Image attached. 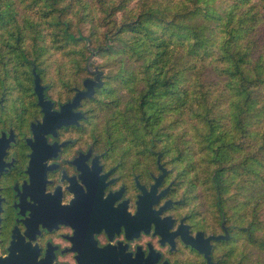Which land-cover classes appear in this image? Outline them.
<instances>
[{"label":"trees","instance_id":"1","mask_svg":"<svg viewBox=\"0 0 264 264\" xmlns=\"http://www.w3.org/2000/svg\"><path fill=\"white\" fill-rule=\"evenodd\" d=\"M263 21L264 0H0V38L107 39L115 64L93 105L155 144L166 135L172 161L231 210L245 264H264Z\"/></svg>","mask_w":264,"mask_h":264},{"label":"flooded vegetation","instance_id":"2","mask_svg":"<svg viewBox=\"0 0 264 264\" xmlns=\"http://www.w3.org/2000/svg\"><path fill=\"white\" fill-rule=\"evenodd\" d=\"M73 56L78 83L52 84L37 55L0 53V264H225L232 224L200 215L165 150L103 123L98 87L76 96Z\"/></svg>","mask_w":264,"mask_h":264},{"label":"rangeland","instance_id":"3","mask_svg":"<svg viewBox=\"0 0 264 264\" xmlns=\"http://www.w3.org/2000/svg\"><path fill=\"white\" fill-rule=\"evenodd\" d=\"M259 26H260V29H262L264 27V21L261 22L257 28H259ZM2 38H7V37H2ZM77 38L78 39L75 40L73 38L55 39L52 37H46V38H39V40L37 41V40H34V39H37L35 37H27V38L25 37V38H22L23 42H21V44H19L18 42V45L23 46V49L26 51L24 53H26L27 55H32V54L37 55L36 60L42 63L43 69H44L43 74L45 78H47L48 81L52 82V84H57V83L63 84L64 81L68 79L71 80L70 82H68L70 84L78 83L77 79L75 80V77L80 76L81 58L77 57V60H76V58L73 56L74 54H83V68H82L83 78H85L86 76H92L93 74L89 73L86 67V64H87V58L91 54L90 48H93L94 50H96V52H95V55L93 56L90 66L92 68L97 66L99 69L103 71L102 79L104 82V80L107 77V73L112 67V64H115V63L105 62L104 55L100 54V46L105 47V43L107 39L104 41L103 44L95 47L92 44L91 40L84 39L81 37H77ZM2 42L4 43V41ZM36 42H45V44L47 45L38 47ZM6 47L7 45L2 46L3 50H7L6 52H15L14 48L8 50L6 49ZM83 48H85L87 52L83 53ZM39 49H44V51H41V52L37 51ZM17 52H19V50H17ZM74 70H77V72L75 73ZM56 78L58 79L56 80ZM91 99H89L91 100L89 102H91V106L93 110L96 113H98L97 114L98 117L103 121L104 124H112V126L115 125L121 128L123 130L122 132L134 134L132 132H128L127 124L125 126L123 124H120L121 120L123 121V119H120L118 117L116 118L113 113V110L109 109L107 103L104 105H101L100 103L93 105L94 104L93 100L95 99V97ZM136 135L139 136L137 137V140H141L139 141L141 144L142 143L147 144L149 143V141H151L150 142L151 148L165 150L167 152L166 157L168 158V164L172 165L175 171L178 170V172H180L181 178L183 177L182 179H184V182H186L187 184L189 183L191 184L193 182L191 181L192 174L188 173L189 167H187L186 165L184 166L182 164H178L179 163L178 161L173 162L172 157L169 156L173 151H169L168 149L164 147V145L166 144V135H160L159 137L160 141L156 144L153 141V138L151 137V135L148 133L144 134L141 132L139 133L137 132ZM142 146L144 145L142 144ZM193 188H195L194 192L195 193L197 192L198 194L196 197V200H198V203H199L200 215H203L206 213V215L208 216H213L214 214V216L218 218L219 213H220L222 215L224 222L226 219L227 222L232 224L230 220L231 210L225 207H222L220 204L216 203L218 199L215 200V198L213 197L212 190L207 189V188L204 189L198 184H196V186ZM225 210L227 211V213L225 212ZM216 220L215 222H217ZM232 227H233V224H232ZM240 228L241 227L239 226H235L232 228L233 234H232V238L230 242L217 244V246L220 245L222 247L221 249H223L224 246L227 247V245H230L231 247L230 256L225 261V264H245L246 262L245 258L247 256V247L244 244V238H243L244 234ZM233 246H234V249H232ZM236 253H238L239 255L243 254V259H244L243 263L242 262L240 263L239 260L237 261L236 257L238 254Z\"/></svg>","mask_w":264,"mask_h":264},{"label":"water","instance_id":"4","mask_svg":"<svg viewBox=\"0 0 264 264\" xmlns=\"http://www.w3.org/2000/svg\"><path fill=\"white\" fill-rule=\"evenodd\" d=\"M91 54L88 56L87 58V64L86 67L89 71V73H92V76H86L83 79V86L85 87V89H83V91H79L76 96L79 97L80 94L83 93V96H92L94 93V90L96 87H100L103 84V79H102V74L103 71L101 69H99L97 66L95 67H91L90 63L93 59V56L95 55L96 50H94L93 48H90ZM35 83L38 85V76L36 75L35 77ZM224 223L223 218H222V224ZM229 227V226H227ZM225 232L226 234H216V235H209L208 237L205 238L206 241L209 240V238H213V239H220V238H225L228 237L230 234L227 232V229L225 228ZM200 235H202V232L200 231L199 233ZM195 247H197L200 251H202V245H201V241L199 242V244H195ZM209 250V248H208ZM205 255L207 258V262L211 263V264H216L215 261H213L210 257L209 254H207V251H205ZM16 261L13 263L7 262V264H15Z\"/></svg>","mask_w":264,"mask_h":264}]
</instances>
